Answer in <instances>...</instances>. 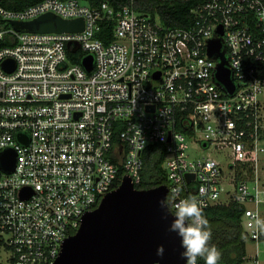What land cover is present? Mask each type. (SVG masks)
<instances>
[{"label": "built area", "instance_id": "1", "mask_svg": "<svg viewBox=\"0 0 264 264\" xmlns=\"http://www.w3.org/2000/svg\"><path fill=\"white\" fill-rule=\"evenodd\" d=\"M46 13L81 18L83 29L31 33L11 25ZM190 15L188 27H168L137 12L133 0L119 9L79 0H42L19 11L0 5V247L7 264H53L104 195L124 176L134 186L140 181L142 152L153 144L165 148L169 207L188 197L202 208L236 201L245 208L247 241L260 243L264 0H197ZM107 23L111 40L104 42ZM215 40L232 92L217 79L219 57L208 55ZM6 151L15 154L12 171L1 167ZM248 263L259 264L257 254Z\"/></svg>", "mask_w": 264, "mask_h": 264}, {"label": "water", "instance_id": "2", "mask_svg": "<svg viewBox=\"0 0 264 264\" xmlns=\"http://www.w3.org/2000/svg\"><path fill=\"white\" fill-rule=\"evenodd\" d=\"M11 25L16 31L31 33L79 32L83 20H65L46 13L27 22L13 21ZM219 48V41H212L208 55L219 57L217 79L232 92ZM3 66L13 68V63L6 61ZM82 66L90 71L92 57L83 58ZM14 160L13 152H4L1 167L12 171ZM166 195V185L138 190L124 176L116 189L103 196L96 209L81 218L76 232L61 244L53 264H185L179 255V238L167 231L171 218H164L165 212L158 203ZM159 245H163L164 252L158 257Z\"/></svg>", "mask_w": 264, "mask_h": 264}, {"label": "trees", "instance_id": "3", "mask_svg": "<svg viewBox=\"0 0 264 264\" xmlns=\"http://www.w3.org/2000/svg\"><path fill=\"white\" fill-rule=\"evenodd\" d=\"M42 0H0V5L12 11H19ZM64 1V0H62ZM89 7H97L107 2L115 9L129 4L130 0H79ZM197 0L177 3H162L158 0H133L134 8L142 14L158 16L168 27H188L191 24L190 9ZM111 24H103L99 34L104 42L111 40ZM104 33L107 36L104 37ZM165 148L161 144L147 146L142 152V169L140 181L135 184L138 190H147L167 184L164 168ZM244 206L236 201L218 203L203 208L212 232L210 241L221 253L218 264H244L247 258V237L242 226ZM73 234V232H72ZM264 242V234L260 237ZM197 264H205L200 258Z\"/></svg>", "mask_w": 264, "mask_h": 264}, {"label": "clouds", "instance_id": "4", "mask_svg": "<svg viewBox=\"0 0 264 264\" xmlns=\"http://www.w3.org/2000/svg\"><path fill=\"white\" fill-rule=\"evenodd\" d=\"M173 191L178 193L180 189ZM158 203L165 212L164 218H171L167 231L175 233L179 238V246L182 249L180 258L186 264H197L200 258L205 264H218L221 253L210 243L212 232L200 203L191 197L180 199L172 207H169L167 198L159 200ZM257 223L264 222L257 220ZM163 252V245L157 246L156 255L163 256Z\"/></svg>", "mask_w": 264, "mask_h": 264}, {"label": "rangeland", "instance_id": "5", "mask_svg": "<svg viewBox=\"0 0 264 264\" xmlns=\"http://www.w3.org/2000/svg\"><path fill=\"white\" fill-rule=\"evenodd\" d=\"M206 153L205 152H198L197 154H195L196 156H201V155H205ZM210 156L214 159H216L217 161H220L221 158L219 157V155L213 153V152H210L209 153ZM227 197L226 195L223 196V200L226 201ZM261 210L263 211V214H264V205L261 206ZM263 218H264V215H263ZM259 255H258V261L260 264H264V242H261L259 244ZM254 248L255 246L252 245L250 242H247V245H246V252H247V258H246V261H245V264H248V258L250 255L253 254L254 252ZM7 250H5L4 248L0 247V264H7V261H6V258H7Z\"/></svg>", "mask_w": 264, "mask_h": 264}, {"label": "crops", "instance_id": "6", "mask_svg": "<svg viewBox=\"0 0 264 264\" xmlns=\"http://www.w3.org/2000/svg\"><path fill=\"white\" fill-rule=\"evenodd\" d=\"M262 214H263V211H262ZM264 215V214H263ZM263 232H264V227H263ZM261 243V242H260ZM260 243H258L257 245H255L254 243H251L252 245H254L255 246V248H254V252H253V254L252 255H250L249 256V259L251 258V257H254L256 254H257V260H258V255H259V244ZM248 261V260H247ZM259 262V261H258ZM245 264V263H244ZM249 264V263H248ZM260 264V263H259Z\"/></svg>", "mask_w": 264, "mask_h": 264}]
</instances>
